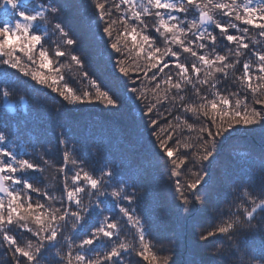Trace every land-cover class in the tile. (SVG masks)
Here are the masks:
<instances>
[{
    "label": "snow or ice",
    "instance_id": "obj_1",
    "mask_svg": "<svg viewBox=\"0 0 264 264\" xmlns=\"http://www.w3.org/2000/svg\"><path fill=\"white\" fill-rule=\"evenodd\" d=\"M93 3L97 27L103 23L100 31L108 37L105 43L112 49L109 55L114 58L113 67L133 85L130 88L125 85L127 99L143 102L148 116L145 129L155 136L154 145L158 146L159 159L168 170L176 207L194 215L200 210L198 206H206L214 197L218 198L221 190L209 186L203 162L216 159L222 143L233 138L234 133H254L259 129V187L253 184L251 176L245 186L243 181L238 183L239 177L226 172L224 179L236 185L241 195L235 199L240 202L234 200L236 211L229 210L226 220L206 229L199 239L206 245H216L222 238L224 243L214 246L213 251L221 255L230 251L231 256H238L235 243L238 235L255 231L261 238L260 260L256 264H262L264 216L258 224L253 221L258 212L264 214V0H93ZM64 11L63 4L58 7L52 0L47 4L39 0H0V65L8 66L0 72V83L8 81L9 68L16 69L69 104L102 101L110 110H120L126 102L123 94H110L111 89L104 90L108 88L104 81L83 70L84 60L73 54L78 41L65 24L56 23L55 30L60 33L63 45L72 51L58 45L50 56L45 48L48 15L59 16ZM113 12L120 13L118 18H112ZM189 16L193 18L188 20ZM147 17L155 21L151 35L145 22ZM250 29L256 30L255 35H250ZM218 45L221 51H217ZM18 52L24 54V59ZM185 54L192 59L182 61ZM65 56L70 63L60 62ZM73 64L79 80L87 81L91 90L77 91L69 86L61 70L72 68ZM230 73L239 82V90L225 95L218 85ZM201 86H207L206 92H202ZM189 89L193 99L184 102L186 96L181 93ZM0 96L11 108L8 91L3 90ZM177 99L182 102L183 112L191 113L200 122L199 127L173 115V110H179ZM161 108L172 120L167 119ZM184 129L196 133L194 142L192 137L178 138ZM63 136V133L58 136L59 144H66ZM7 140L0 131V249L8 256L7 264H42L53 249L57 254L63 252L56 264H130L126 255L133 253L151 264H169L171 258L159 257L147 241L149 217L137 213L143 197L136 187L120 179L116 169L107 164L89 169L84 160L79 163L71 160V153L65 151L63 168L67 169L69 162L77 167L70 177L65 174L62 194L51 195L31 180L30 170L43 171L40 164L20 158L21 154L11 150ZM193 167L199 170L193 172ZM34 194L47 199L34 200ZM56 203L61 206L56 207ZM110 206L118 208V212L105 215L111 212ZM127 224L136 229L133 240L126 238ZM26 233L31 238H26Z\"/></svg>",
    "mask_w": 264,
    "mask_h": 264
},
{
    "label": "trees",
    "instance_id": "obj_2",
    "mask_svg": "<svg viewBox=\"0 0 264 264\" xmlns=\"http://www.w3.org/2000/svg\"><path fill=\"white\" fill-rule=\"evenodd\" d=\"M39 2L47 4L48 0H39ZM52 2L58 7L63 4L65 11L59 16L51 13L48 15V33L44 46L48 49L49 55H52L58 45L65 51H72L63 45L60 33L55 30L56 23H63L66 30H72L74 38L78 41L73 54L81 56L84 60L83 70L88 71L93 78L104 81L108 85L104 90L111 89L110 94H123L126 102L118 111L110 110L102 101L69 104L51 89L37 84L31 78L18 73L16 69L9 68V79L0 83V92L8 91L7 100L12 107L6 106L4 98L0 96V131L8 137L6 143L10 149L21 154L20 158L40 164L43 171L30 170L31 180L37 187L49 191V194L59 196L62 194L65 174L70 177L77 167L69 162L67 169L63 168L62 156L65 151L71 153V160H76L78 163L84 160V166L89 169L93 167L99 169L107 164L119 172L121 180L136 187L143 197L139 200L137 213L142 217L145 214L149 217L146 222L147 241L159 257L171 258L169 264H218V262L242 264L243 261L256 264V261L260 260L261 250V238L257 232L246 231L238 235L235 241L238 246V256H231L230 251H224L223 255L213 251L214 246L224 243L222 238L216 241V245H206L199 239V235L226 220L229 210L236 211L232 203L234 200L236 203L240 202L235 199L241 195L236 191V185L224 179L226 172L239 177L238 183L243 181L245 186L251 176L253 184L259 187L261 171L259 129L254 133H234L233 138L222 143L219 148L220 155L216 159L210 158L211 162H203L204 170L209 174L205 179L208 180L209 186L215 185L220 188L221 194L218 198L214 197L206 206H198L200 210L194 215L183 212L172 200L171 181L167 168L159 159L158 146L154 145L155 136L145 129L148 116L143 102L127 99L125 85L127 84L129 88L133 85L113 67L114 58H110L109 55L112 49L105 43L108 37L100 31L104 26L103 23L99 28L97 27L93 0H52ZM119 15L120 13L113 12L112 18L116 19ZM192 18L189 16L187 19ZM145 22L149 25L148 34L151 35L155 21L152 17H147ZM218 31L217 29L216 32ZM255 31L250 29V35H255ZM230 32L235 34L234 30ZM158 44L161 48L164 47L162 43L158 42ZM217 51H221L220 45ZM17 54L24 59L23 53ZM185 59L192 58L187 54L182 55L181 60ZM60 62L70 63L67 56L60 58ZM7 67L0 65V72ZM61 71L70 87L77 91L91 90L87 81L79 80L78 70L74 64L72 68ZM72 73H76V76L73 77ZM218 87L227 95L229 92L239 90V82L234 80L230 73ZM206 89L207 86H201L202 92H206ZM181 95L186 96L184 102H191L193 99L190 89ZM209 98L211 99V96ZM175 103L179 110H173L174 116H182L188 119L189 123L200 126V122L192 117L191 113L183 112L180 108L181 101L177 99ZM160 111L167 119L172 120V117L164 112V108ZM60 133L64 134L63 139L66 144L57 142ZM189 137H192L194 142L196 133L184 129L178 138ZM198 170V167L192 168L193 172ZM187 175L191 178L190 173ZM33 199L44 202L47 198L41 199L40 194H34ZM241 199L244 198L241 196ZM55 206L61 205L56 203ZM110 207L111 212H106L105 215L118 212V208ZM262 216L264 214L258 212L253 224H258ZM125 232L128 240L135 238L136 229L132 224L125 226ZM26 238H31V234L26 233ZM61 255L63 252L57 254L53 249L42 264H56ZM0 261H4L5 264L8 261V256L2 254V249H0ZM126 261H130V264H151L150 261L143 260L134 253L126 255Z\"/></svg>",
    "mask_w": 264,
    "mask_h": 264
},
{
    "label": "rangeland",
    "instance_id": "obj_3",
    "mask_svg": "<svg viewBox=\"0 0 264 264\" xmlns=\"http://www.w3.org/2000/svg\"><path fill=\"white\" fill-rule=\"evenodd\" d=\"M19 53V52H18Z\"/></svg>",
    "mask_w": 264,
    "mask_h": 264
}]
</instances>
